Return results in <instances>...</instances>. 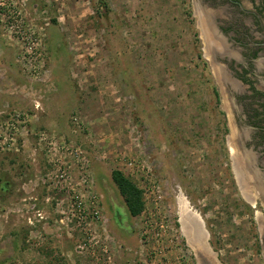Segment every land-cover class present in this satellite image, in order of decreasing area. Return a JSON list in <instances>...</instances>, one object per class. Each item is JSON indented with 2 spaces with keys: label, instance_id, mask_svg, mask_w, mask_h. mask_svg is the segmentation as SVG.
Returning a JSON list of instances; mask_svg holds the SVG:
<instances>
[{
  "label": "rangeland",
  "instance_id": "rangeland-1",
  "mask_svg": "<svg viewBox=\"0 0 264 264\" xmlns=\"http://www.w3.org/2000/svg\"><path fill=\"white\" fill-rule=\"evenodd\" d=\"M203 6L0 0V264H199L183 201L222 264H264L232 154L258 109L238 87L264 72L217 59ZM116 169L144 191L138 216Z\"/></svg>",
  "mask_w": 264,
  "mask_h": 264
},
{
  "label": "flooded vegetation",
  "instance_id": "flooded-vegetation-1",
  "mask_svg": "<svg viewBox=\"0 0 264 264\" xmlns=\"http://www.w3.org/2000/svg\"><path fill=\"white\" fill-rule=\"evenodd\" d=\"M204 3V12L214 11L212 15L209 17V21L216 23L220 28L221 21L226 22L225 25L227 35L229 32L234 33V40L229 39V43L224 45L222 43L216 45H221L223 48V53L217 54V59L225 60L227 68L230 69V62L237 63L240 60L245 61V64H240L243 71H247L249 77L253 78V75L259 71L260 74L263 75L264 72V0H201ZM207 10V11H206ZM212 17V19H211ZM204 24V30L206 32L212 27L209 26L208 23ZM220 25V26H219ZM210 27V28H209ZM221 29V28H220ZM225 32L224 35H225ZM233 40V41H232ZM238 40V41H236ZM243 48L238 54L235 55V51L232 50L236 45ZM246 51V54L244 52ZM260 57V59H258ZM224 70H226L224 66H222ZM220 79L225 81L226 71H223L222 68H219ZM231 70V69H230ZM225 74V77L223 74ZM223 78V79H222ZM264 79V78H263ZM246 83L248 86L244 84L239 85L238 90L243 91V95L246 97L244 100H249L253 104V102H258L257 108L253 110L254 114L251 115V124L252 127H248L245 131L241 132V135L238 138V144L243 147L240 148L242 153L239 155L238 153H232L235 156V160L239 164L238 167H241V175L247 177L245 180L248 182V192L249 197L247 204L253 208L251 213L257 214L258 219L260 220V224H258L259 230L257 236L258 242L261 247L264 248V213H260L258 207L264 205V82H262L261 86L255 84L252 79L247 78ZM243 97V96H242ZM261 102V104H259ZM254 137V138H253ZM257 139H256V138ZM241 138L244 139L243 143ZM250 138L252 141L249 142ZM249 139V140H248ZM254 139V140H253ZM251 145V146H250ZM235 161V162H236ZM245 171V172H244ZM246 174V175H244ZM250 177V181L249 180ZM251 177L254 178L251 179ZM253 185V186H252ZM252 187V188H251ZM252 189H255L256 195L252 193ZM251 199V200H250ZM257 199V200H256ZM254 201L255 203L253 204ZM254 217V216H253ZM256 220V217H254ZM194 244V242H193ZM197 245V244H194ZM208 248V249H207ZM209 246H207L204 250L200 248V250L195 251V256L198 260L199 264H222L221 261L217 258L216 253L212 250L209 251ZM204 250V251H203ZM264 256V251H263ZM264 259V258H263Z\"/></svg>",
  "mask_w": 264,
  "mask_h": 264
},
{
  "label": "trees",
  "instance_id": "trees-1",
  "mask_svg": "<svg viewBox=\"0 0 264 264\" xmlns=\"http://www.w3.org/2000/svg\"><path fill=\"white\" fill-rule=\"evenodd\" d=\"M214 93L216 100L219 101V94L216 89H214ZM112 177L124 197V201L130 214L133 216L140 215L145 206L143 189L138 187V184L133 178L119 169L113 170Z\"/></svg>",
  "mask_w": 264,
  "mask_h": 264
},
{
  "label": "bare ground",
  "instance_id": "bare-ground-1",
  "mask_svg": "<svg viewBox=\"0 0 264 264\" xmlns=\"http://www.w3.org/2000/svg\"><path fill=\"white\" fill-rule=\"evenodd\" d=\"M232 152V151H231ZM235 158V156H234ZM236 159V158H235ZM245 191V190H244ZM247 194V193H246ZM248 196H246L247 198H250L249 197V194H247ZM248 200V199H247ZM251 200V199H250ZM257 200V199H256ZM253 204L255 203L254 201H252ZM186 203V202H185ZM191 207H188L187 203L184 204V201L182 203V220H183V223H184V227H186L185 231L190 234V233H193L194 236H196V240H200L202 241V245L204 246V248H206V242L204 241L205 239V236L202 234V231L203 233H205V230H204V225H203V222H202V218L200 217L199 214H195L193 209L192 211H190ZM189 209V210H188ZM196 212V211H195ZM194 213V214H193ZM187 223V224H186ZM191 225H190V224ZM192 227H193V231H192ZM191 228V231L189 230ZM187 234V236H189ZM190 238V241L192 240V237H189ZM209 246V245H208ZM208 249V248H207ZM210 249V248H209ZM206 250V249H205Z\"/></svg>",
  "mask_w": 264,
  "mask_h": 264
},
{
  "label": "water",
  "instance_id": "water-1",
  "mask_svg": "<svg viewBox=\"0 0 264 264\" xmlns=\"http://www.w3.org/2000/svg\"><path fill=\"white\" fill-rule=\"evenodd\" d=\"M209 24L212 26H210L209 28V31L208 32H205V34H206V40L208 41V43H209V50L213 53V54H215V55H217L218 53L220 54H222L223 53V47L221 46V45H216V42H218V44H220V43H222L221 42V37L217 34V31H215L214 29V25H213V22H210L209 21ZM205 31V30H204ZM213 46H214V48H213ZM218 54V55H219ZM220 68H222L223 69V71H225L224 70V68L223 67H220ZM223 74V73H222ZM251 179H253V181H254V178L253 177H251ZM246 180V179H245ZM244 180V181H245ZM248 181H250V177H249V180ZM245 187H246V189H248V182H245Z\"/></svg>",
  "mask_w": 264,
  "mask_h": 264
},
{
  "label": "crops",
  "instance_id": "crops-1",
  "mask_svg": "<svg viewBox=\"0 0 264 264\" xmlns=\"http://www.w3.org/2000/svg\"><path fill=\"white\" fill-rule=\"evenodd\" d=\"M260 70H261V67H260Z\"/></svg>",
  "mask_w": 264,
  "mask_h": 264
}]
</instances>
